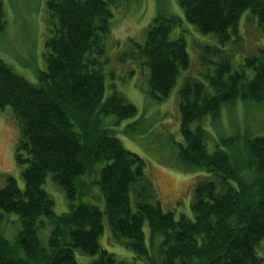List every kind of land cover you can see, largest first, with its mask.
Instances as JSON below:
<instances>
[{
	"label": "trees",
	"instance_id": "obj_1",
	"mask_svg": "<svg viewBox=\"0 0 264 264\" xmlns=\"http://www.w3.org/2000/svg\"><path fill=\"white\" fill-rule=\"evenodd\" d=\"M178 2L185 19L203 33H214L222 46L239 36L246 9L264 27V0ZM116 3L47 0L52 27L46 41L47 70L39 72L38 84L0 57V111L11 105L19 120L16 160L23 166L24 178L23 188L9 175L0 187V264H137L101 246L105 216L116 238L147 264H264L257 252L264 239V135L245 132L222 138L224 144L239 146L238 157H232L220 146L209 152L206 129L191 127L207 114L217 117L223 103L264 102V46L246 56L240 69H233L230 55L218 45L200 46V74L207 84L186 76L179 89L184 143L178 144L177 162L214 176L194 187V219L176 217L162 208L145 173V159L125 148L117 127L105 124L108 114L117 117L116 124L138 114V108L116 89L104 97L105 73L96 67L106 51L111 6ZM182 23L177 13L160 7L146 29L144 44H137L150 68L149 94L155 100L169 96L180 69L190 64L185 39L171 37L172 28ZM6 24L0 0V32ZM129 55L134 56L124 52L121 59ZM246 69H253V77ZM139 122L140 118L122 131L135 133ZM50 174L69 200V210L60 214L44 188ZM97 188L105 200L104 210L90 202L75 203L82 196L100 198ZM2 211L14 212L21 220L15 246L2 232ZM48 224L49 247H44L39 229ZM157 239L160 261L152 255ZM77 249L96 257L79 263Z\"/></svg>",
	"mask_w": 264,
	"mask_h": 264
},
{
	"label": "rangeland",
	"instance_id": "obj_2",
	"mask_svg": "<svg viewBox=\"0 0 264 264\" xmlns=\"http://www.w3.org/2000/svg\"><path fill=\"white\" fill-rule=\"evenodd\" d=\"M6 11V27L0 32V57L10 64L19 74L29 81L38 84L40 71L47 70V55L49 49L46 41L51 35L52 24L47 8V0H3ZM177 13L183 23L172 28L171 37H183L186 41L190 64L181 68L178 78L169 96L161 101L153 99L150 94V68L145 57L139 53L137 44L143 45L146 40V29L158 14L159 9ZM113 17L112 29L106 37V51L100 59V65L105 73V96L114 89L123 94L128 101L138 108V114L116 124L117 117L108 114L105 124L115 126L117 135L125 148L138 153L146 161L145 173L152 180L162 208L172 211L176 217L185 215L194 219L191 203L194 187L199 180L213 177L212 173L199 169L181 167L177 162L178 144L184 143L181 133V112L179 89L186 76L198 77L207 84V79L200 74V46L203 44L218 45L230 55L233 69H240L245 57L258 53L264 46V27L258 23L257 17L250 9H246L240 18L239 36H232L230 42L222 46L214 33L201 32L194 24L184 17L183 8L178 0H117L111 6ZM129 55L126 60L121 56ZM249 78L253 77V69H246ZM211 92L213 90L210 88ZM140 118L135 133L125 134L122 130L131 122ZM202 125L207 132L205 142L209 152L218 146L228 151L232 157H238L237 144H224L222 138L249 132L253 135H264V102L238 99L222 104L217 117L207 114L201 120H195L192 128ZM20 138V124L14 108L6 105L0 111V187L5 185L6 176H13L21 188L24 187L22 175L23 166L16 160V149ZM45 190L54 199V210L60 214L69 210V200L64 189L57 184L51 174L44 183ZM98 189V188H97ZM100 198L92 195L78 197L80 201L96 204L105 209L103 194ZM94 194H98L94 191ZM2 232L15 246L17 234L21 229V220L14 212H4ZM104 230L99 241L102 247L114 253L117 258L147 264L145 260L135 258L133 251L126 243L118 240L112 232L110 223L105 216ZM51 225L39 229L40 242L49 247L48 234ZM146 242L150 243L148 223L144 226ZM159 239V237H158ZM152 250V255L161 260L159 246ZM259 255L264 257V239L257 247ZM18 253L24 256L19 249ZM79 263L90 262L96 256L75 250Z\"/></svg>",
	"mask_w": 264,
	"mask_h": 264
}]
</instances>
